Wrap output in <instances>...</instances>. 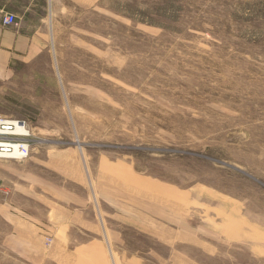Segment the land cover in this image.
Segmentation results:
<instances>
[{
  "label": "rangeland",
  "instance_id": "obj_1",
  "mask_svg": "<svg viewBox=\"0 0 264 264\" xmlns=\"http://www.w3.org/2000/svg\"><path fill=\"white\" fill-rule=\"evenodd\" d=\"M31 6L42 49L0 83L36 140L0 159V264H264V0ZM12 216L68 218L40 237L50 259L5 246Z\"/></svg>",
  "mask_w": 264,
  "mask_h": 264
},
{
  "label": "crops",
  "instance_id": "obj_2",
  "mask_svg": "<svg viewBox=\"0 0 264 264\" xmlns=\"http://www.w3.org/2000/svg\"><path fill=\"white\" fill-rule=\"evenodd\" d=\"M31 2L32 0H0V83L12 78L20 65L33 61L42 49L40 35L32 31L33 27L30 25V17H28L29 19L25 18L30 8L35 11L34 6H31ZM74 2H79V0H74ZM42 10L43 9H41V11ZM38 13L41 12L38 11ZM6 14H12L17 18L16 26H4L2 24V19ZM34 14L36 15V13ZM37 19L41 21L44 17L39 16ZM43 189L45 190V187H43ZM50 212L51 209L49 213ZM138 218V229L145 231V220L147 217L141 210H138ZM9 220L13 232L12 235L6 238L5 246L7 245L8 249L16 255L28 261L33 260L34 262L50 259L46 258V255L42 251L40 239L42 233L51 234V232H54L55 236V231L57 232L58 228L64 227L67 222H69L68 218L65 217L60 221L62 226L58 227L57 225L49 224L48 226L44 225V227H40L38 223L31 218L20 219L12 216ZM77 226L81 230H86L84 228L88 229L93 225L91 222L85 221L79 217ZM67 228L68 227H66V229ZM66 229L64 235L66 234ZM107 234L111 243H119L120 235L117 231H110ZM66 239L65 235L60 241H57L56 246L52 248V252L54 251L59 253L58 255H63ZM87 246L91 248L90 251L94 252L95 250L101 252L105 244L101 239H92V241L83 245V247ZM98 254L99 253H96L97 256ZM64 256L69 258L67 253L64 254Z\"/></svg>",
  "mask_w": 264,
  "mask_h": 264
},
{
  "label": "built area",
  "instance_id": "obj_3",
  "mask_svg": "<svg viewBox=\"0 0 264 264\" xmlns=\"http://www.w3.org/2000/svg\"><path fill=\"white\" fill-rule=\"evenodd\" d=\"M2 24L16 26L17 18L6 14ZM35 142L32 128L27 121L0 116V159L25 160L31 156Z\"/></svg>",
  "mask_w": 264,
  "mask_h": 264
}]
</instances>
